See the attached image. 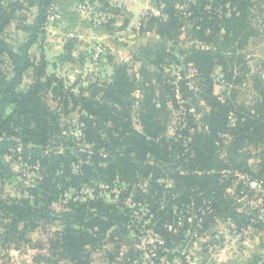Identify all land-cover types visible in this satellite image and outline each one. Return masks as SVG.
Returning a JSON list of instances; mask_svg holds the SVG:
<instances>
[{
  "label": "trees",
  "instance_id": "1",
  "mask_svg": "<svg viewBox=\"0 0 264 264\" xmlns=\"http://www.w3.org/2000/svg\"><path fill=\"white\" fill-rule=\"evenodd\" d=\"M54 1L0 0V182L11 173L5 156L18 150L40 153L38 146H46L61 133L58 118L69 110L86 114L81 130L93 152L80 153L79 165L69 151L49 157L38 154L33 163L44 167L42 181L27 188V197L0 198L3 245L19 244L28 232L58 220L60 228L34 262L91 264L89 248L106 238L116 248L128 242L138 224L136 213L142 215L140 224L151 219V225L145 226L153 231L155 263L166 254L171 260L172 251L185 244L190 215L195 217L191 226L203 229L224 219L238 231L254 227L264 233V221L254 216L253 221L238 209L250 183L264 186V77H252L256 93L252 104L237 101L238 84L250 71L242 53L254 33L246 31L248 0H153L160 14L147 13L141 27L161 42L142 48L144 63L136 73L128 75L127 66L120 64L111 83L91 84L86 94L74 93L54 74L46 75L44 63L34 64L29 56ZM256 1L264 9V0ZM27 3L36 7V15L23 23L25 41L13 49L3 33L11 22L22 21L18 12ZM194 19L187 33L201 45L184 49L179 38L187 30L185 22ZM189 65L198 79L195 86L184 77ZM171 66L179 70L177 77L164 71ZM30 67L36 69L34 83L20 89L23 73ZM215 67L220 68L226 88L220 94L214 93ZM49 93L59 112L43 99ZM135 107L141 130L132 125ZM172 112L178 113V121L171 136L166 133ZM99 131L107 141L97 135ZM102 148L107 155L99 153ZM91 172L107 183L119 178L131 185L146 180V185L134 194L133 207H119L100 197L72 198L60 211L51 207L57 195L90 182ZM233 182L237 185L231 195ZM140 254L131 246L117 263L140 264Z\"/></svg>",
  "mask_w": 264,
  "mask_h": 264
},
{
  "label": "rangeland",
  "instance_id": "2",
  "mask_svg": "<svg viewBox=\"0 0 264 264\" xmlns=\"http://www.w3.org/2000/svg\"><path fill=\"white\" fill-rule=\"evenodd\" d=\"M246 9V31L249 28L254 33L249 34L242 51L250 71L244 76L246 79L238 84L237 101L250 105L256 98L251 83L252 77H264V9L256 0H248ZM147 13L160 14L153 0H55L49 9L43 32L29 49V56L34 64L44 63L46 75L54 74L74 93L86 94L91 84L99 86L111 83L115 68L120 64L127 66L128 75L136 73L144 63L142 48L161 42L152 31L141 27L142 19ZM18 15L22 17V21L11 22L3 33L5 41L13 49H17L25 41L26 33L21 27L23 23L32 21L36 15V7L27 3ZM192 21L185 22L187 30L179 38V45L184 49L201 45L197 39L192 38L190 32L187 33L196 20ZM3 68L5 69V66ZM164 69L165 72L171 71L175 77L179 74L176 67ZM35 71L34 67H30L23 73L20 89L34 83ZM212 75L215 82L214 93L220 94L226 89L220 68L215 67ZM184 77L194 86L198 82V79L194 78L191 65L184 72ZM101 95L102 93H99V97ZM133 95L137 97L139 92L136 91ZM43 99L52 110L60 111L52 94L44 95ZM136 104L134 105L137 106ZM68 107L71 109V104ZM137 111L135 107L132 125L141 130ZM82 117H86V114L78 109L69 110L67 114L61 113L58 118L61 133L53 136L46 146H38L40 153L28 151L23 154L18 150L5 156L11 173L3 178L4 182H0V198L27 197V188L36 187L42 181L45 169L39 162L33 163L38 154L49 157L54 153L69 151L77 159V165L83 163L79 154L90 155L93 151L92 144L86 143L81 130V127H84ZM177 121L178 113L172 112L167 135H173ZM100 134L102 141H107L106 134L99 131L97 135ZM249 148L252 150L253 146L249 145ZM99 151L103 156L108 153L106 148ZM254 153L252 150V154ZM77 165L73 166L74 169ZM90 178V182L70 187L57 195L51 207L60 211L68 200H84L87 197H100L107 202L119 204V207H133L134 194L138 188H144L146 185V180L131 185L120 181L119 178L107 183L99 174L93 176V172ZM244 178L241 176L239 179ZM236 185L237 182H233L229 189L231 195H234ZM239 202L241 206L238 209L252 216L253 221L254 217L264 221L263 185L250 183ZM187 219L189 225L184 234L185 244L172 251L171 260H168L166 254L155 263V247L151 246L155 241L153 231L145 226L151 225V219L140 224L142 215L136 213L138 224L129 234L128 242L121 243L119 248H116V245L106 238L98 247L89 248L91 264H118L131 246L141 251L138 257L140 264H264L263 232L254 227L238 231L231 222L224 219H217L203 229L201 226H191L194 216L190 215ZM180 223L184 225V222ZM59 228L60 224L55 220L28 232L26 239L19 244L13 243L8 248L7 244L3 245L0 237V264H39L34 262V257L39 252H46L52 233Z\"/></svg>",
  "mask_w": 264,
  "mask_h": 264
}]
</instances>
